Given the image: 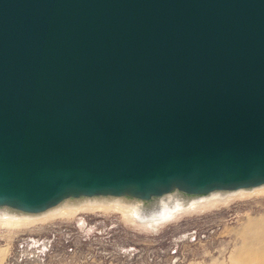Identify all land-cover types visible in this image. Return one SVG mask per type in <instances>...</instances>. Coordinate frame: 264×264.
Wrapping results in <instances>:
<instances>
[{
  "label": "water",
  "instance_id": "water-1",
  "mask_svg": "<svg viewBox=\"0 0 264 264\" xmlns=\"http://www.w3.org/2000/svg\"><path fill=\"white\" fill-rule=\"evenodd\" d=\"M264 183V0H0V205Z\"/></svg>",
  "mask_w": 264,
  "mask_h": 264
},
{
  "label": "rangeland",
  "instance_id": "rangeland-1",
  "mask_svg": "<svg viewBox=\"0 0 264 264\" xmlns=\"http://www.w3.org/2000/svg\"><path fill=\"white\" fill-rule=\"evenodd\" d=\"M167 205L0 224V264H264V194Z\"/></svg>",
  "mask_w": 264,
  "mask_h": 264
},
{
  "label": "bare ground",
  "instance_id": "bare-ground-1",
  "mask_svg": "<svg viewBox=\"0 0 264 264\" xmlns=\"http://www.w3.org/2000/svg\"><path fill=\"white\" fill-rule=\"evenodd\" d=\"M257 194H264V183L194 192L189 191L184 187L174 186L170 190L163 191L162 193L147 196L143 194L134 195L129 192L124 194L104 193L93 195H70L44 209L36 211L25 210L17 206L2 204L0 205V224L12 228L32 226L36 223H43L45 221L52 220L57 216L73 218L79 211L84 209H87L88 211L93 210L92 212L95 210L126 211L133 207H138L142 212L152 214L154 211L161 210L167 204L171 206L183 205L188 207L190 204L202 201L213 204L219 200H224L230 197L232 198L234 196H257ZM139 224L140 223H138V225ZM263 227L264 219H262L258 225H252L249 229L250 231H257V228ZM247 247L248 245H246V248Z\"/></svg>",
  "mask_w": 264,
  "mask_h": 264
}]
</instances>
